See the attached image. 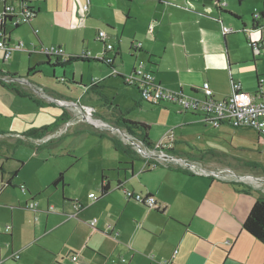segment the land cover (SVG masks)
<instances>
[{
  "label": "crops",
  "instance_id": "0c3cea01",
  "mask_svg": "<svg viewBox=\"0 0 264 264\" xmlns=\"http://www.w3.org/2000/svg\"><path fill=\"white\" fill-rule=\"evenodd\" d=\"M219 4H222L221 0H44L37 4L38 14L27 24L28 27L24 29L20 26L12 33L9 47L15 48L17 44L23 43L26 48L13 50L9 61L27 59V69H33L31 73L37 75L34 76L36 80H43L46 64L56 66L58 61L38 53V48L62 47L68 56H82L88 51L92 59H101L106 55L105 44L97 40V35L104 31L108 35V42L114 45L115 53L118 54L114 67L121 75L131 73L136 67L133 66L132 70L123 68L127 53L137 64L147 63L157 83L171 92L200 97L203 96V85L208 83L210 96L223 100L232 94V84L236 82L247 93L253 91L252 94L264 95V84H258L264 77L258 65L260 59L249 43L261 42V49L264 47L263 34L252 32L256 29L253 15L263 14L264 9L253 8L250 2L242 5L234 3L231 9L228 8L229 3L224 8ZM85 5H88V12L84 11ZM247 18H250V23ZM227 19L233 21L237 31L225 27ZM66 20H70L76 28L80 27L81 32L72 34L74 29L66 26ZM260 25H264V22ZM223 28L230 30V34L225 36ZM68 31L72 32L71 36ZM238 32L243 34L244 44L250 50L248 58L240 54L241 46L236 37ZM137 43L142 46L135 51L133 45ZM113 54L110 52L107 56ZM3 57L4 51L0 50V65L8 64L9 61L4 62ZM119 59L121 65L118 64ZM79 63L105 65L92 62L71 65ZM105 66L107 69L104 76L100 77L101 82L93 83L90 89L83 87L78 101L64 99V96L56 92L48 93L42 86L38 87L31 82L28 76L20 77L10 70L3 71L0 66V74L28 80H25L27 84L0 80V151L5 140L19 143L17 136L27 138L25 143L36 140L38 137L31 133L39 131V128L36 130L33 125L37 124L36 117L42 111L40 106L48 103L52 104L53 110L57 109L53 103L59 105L58 109H65L62 114H50L48 123L41 129L56 127L55 133H59L71 123L82 122L99 130H107L103 125L121 130L117 124H123L126 129L122 130L128 134L129 139L133 143L140 141L135 131H130L125 123L131 120H119L110 111L101 112L103 108L95 112L88 105L92 102V98H87L90 93L94 100L102 102L103 98L91 91L111 84L112 79L129 87L120 77L110 76L112 68ZM57 68H63V75L66 74L65 66H56L53 78H49L53 79L49 81L50 89H53L52 83L57 79ZM254 80L257 82L256 89L251 85ZM71 82L77 88L75 75ZM80 83L83 84L82 78ZM36 87L46 92L48 97L43 96L42 91L41 96H38L41 101L46 100L48 103L35 97L33 92L37 93ZM130 96L132 100L135 98ZM23 100L29 103L25 109L20 104ZM62 102L75 106L66 107ZM133 102L140 104L135 100ZM150 106L158 107L163 115L159 124L162 132L154 137V140L160 139L155 145L149 136L150 127L148 136L153 151L141 154L143 163H129L122 158L119 164L124 165L119 167L112 166V163L107 165L106 161L98 163L100 195L104 171L110 170L115 174L114 182L107 178L109 193L103 198L100 196L101 201L92 202L89 198L86 205L81 203L83 208L79 213L74 207L78 201L62 197L60 210L56 212L53 207L52 213L57 217L56 220L48 224L44 231L36 233L30 245L37 246L38 241H44L43 250L51 257V264H71L69 256L73 253L79 255L83 264H264V245L243 229L254 204L264 199V163L241 159V162L232 161L235 163L231 165L226 156L225 163L215 164L202 158V155L223 157L224 151L213 140L230 135H238L237 145L231 142L237 150L242 149L247 153L255 148L256 152H264V143L259 134L232 124L213 128L205 123L201 115L184 112L173 104ZM85 108L92 110L93 120L100 123L92 124L86 120ZM117 109L121 113L124 111L120 104H117ZM172 112L175 113L174 122L169 119ZM22 124L29 129L19 134L16 131L20 130ZM246 136L251 139H245ZM129 139L126 142L122 138L127 148L134 145ZM116 142L118 149H121L122 146ZM182 145L187 146L189 152L178 150V146ZM153 152L167 154L178 162L158 159L152 155ZM16 171L19 173L13 177ZM20 172V164L11 167L8 172L4 164L0 165V202L7 204L12 189H21L22 186L26 188L27 183L20 178ZM62 172L63 169H53L42 176L40 186L31 190L36 195L47 192ZM11 179L12 185L6 186ZM59 186L54 187V193H58ZM61 186H67L65 179ZM125 191L153 196L161 210L127 200ZM26 193L31 195L27 188ZM33 198L31 195L26 208L30 202H34ZM41 201L48 212L50 206H54L50 205L47 197ZM86 209H93L96 215L93 220H97L95 227L91 226L93 220L86 222L78 218ZM11 221L14 226L11 225L10 237L17 224L14 219Z\"/></svg>",
  "mask_w": 264,
  "mask_h": 264
},
{
  "label": "rangeland",
  "instance_id": "374dc122",
  "mask_svg": "<svg viewBox=\"0 0 264 264\" xmlns=\"http://www.w3.org/2000/svg\"><path fill=\"white\" fill-rule=\"evenodd\" d=\"M249 2V5H251L253 8L256 7L259 10L264 9V0H248L245 2V4H248ZM221 3H229V9L233 7L234 3L237 4L235 0H221ZM1 11L2 3L0 2V12ZM81 17L85 18V16L82 14ZM246 20L248 21V23L251 22L250 18H247ZM66 21V26L70 29H74L73 33L71 31H68V35H70V33L78 34L81 32V30L79 29L80 27L76 28V26L73 25L70 20ZM78 23L76 25H78ZM233 24V21L228 19L226 20V22H224L226 28H234L237 31L238 28L233 26ZM27 27V24L22 26V28L24 29ZM259 32L263 34L262 38L264 43V27L261 28ZM16 33L14 35H16ZM242 35V33L238 32L236 36L239 40L238 43L241 46L240 54L241 56L248 58L250 50H248V47H246V45L244 44L245 39H243ZM125 55L126 64L123 65V68L125 70H132L133 66L135 67L138 64L137 62H135V60H131L127 53ZM25 56L27 57L28 55ZM40 57L46 59L44 56ZM258 59H260L258 65H260L261 71L262 73H264V47ZM118 62V64L121 65L120 59L118 60ZM98 65L79 63L76 65L66 66L64 69L66 72L65 76L63 75L62 71L63 68H57V81L55 80V83H52L53 89H50L48 86L49 81L53 80L49 79L53 78V70H51L48 66H46V68L43 70V75H45L43 77V80H36L34 76L37 75L28 72L27 59L20 58L15 62H12L11 59L8 64H2L0 66L3 71L10 70L12 73L17 74L20 77L28 76L31 82H34L38 87L42 86L48 93L56 92L64 96V99H72L74 101H78L83 87L90 89L92 88L93 83L101 82L102 79L100 77L104 76L107 68L105 65ZM119 71L123 72L122 70ZM40 73L41 71L38 73V75H40ZM73 75H75V83L78 85L77 88L74 87V84H72L71 82ZM81 78L83 80L82 85L80 83ZM25 80L27 79L25 78ZM261 80V83L264 84V77H262ZM111 82V84L101 86L100 89L94 88L91 92H95L96 94L100 95L103 100L102 102L94 100V96L90 93L87 98H92V102L88 103V105H91V107L94 108L95 112H97V109L102 110V108L103 110L101 112L103 113L105 112V110L106 112L110 111L114 114L115 118L119 120L128 119L131 121L142 122L150 125V139L154 142L155 145H157L160 139L154 140V137L162 132L161 126L159 124L163 119V115L159 112V108L150 106L149 103L143 101L141 99L139 91L135 87H124L122 83H120L116 79H112ZM24 83L27 84L26 81L19 84ZM118 83H120L121 85H119ZM251 85L256 89V80L251 82ZM35 91L37 93L32 91L33 94L39 101H41L38 94L40 95V91H42V93L44 94H46V92L42 88L37 87ZM250 92V94H252L253 91ZM130 95L135 96V98H133L132 100ZM134 100L139 102L140 104H135L133 102ZM42 101L44 103H48L46 100ZM20 104L22 108H24L27 107L29 103H25L23 100ZM53 104L56 105L57 109L53 110L51 107L52 104L50 103L40 106L42 111L39 110L40 112L38 113V117H36L37 124L33 125L34 127H36V130L38 128L40 130V127L48 123L50 114H52L53 112L62 114V111L65 108L60 107L58 109L59 105L56 103ZM62 104L70 108L74 106V104H70L69 102H64ZM117 104L122 105V107L124 108L123 113L118 111ZM101 105H104L105 107H102ZM95 112L93 113V116L96 115ZM165 112L167 114L169 113L168 111ZM103 113L102 115L106 117ZM84 117L92 124L100 123L98 121H96L95 123V120H93L92 116L87 113H85ZM169 119L172 122L176 121L175 113H173ZM122 123L123 122H121V124ZM117 126L121 127L123 130L126 129H124L123 124H117ZM102 127H105V129L114 134L112 135L107 130H99L94 126L89 125L88 123L74 122L63 128L64 130L60 131L59 133H55L56 127H52L48 131L49 133H38L36 134L38 138L33 142H29L28 139L29 143H25L27 141V138H18L19 136H17V140H19V143L17 144H14L10 140H5L4 145L2 146L0 151V165L4 164L5 169L8 172L11 171V167L18 166L19 163L17 161L24 164L23 168H21L20 178L26 181L27 184L24 185L28 190H30L31 195L34 197V202L39 204V208L36 212L27 209L26 202L31 199V195L29 193L25 194V192L21 191V189L19 188H14L10 191L11 199H8L7 204L0 202V264H51V257L45 250H43L42 245L44 244V241H38L36 243L37 246L30 245V241H32V238L35 236V234L44 231L48 224L54 222L57 218L54 216V213H52L53 211H47L45 204H42L41 200L47 197L50 200V205H54L50 207H55L56 212L60 210L59 205L61 203L62 197L70 201H78V203L86 205L91 193L97 195L99 199L101 196L100 192L98 191V186L101 180L100 168L98 167V163L106 161L107 165L112 163V166L115 165L119 167L120 165H124L119 164L121 158L124 159L123 161L128 160L129 163H143V159L140 157L142 155L137 150L130 146L127 148L126 145H124L125 143L123 142L122 138L128 140L129 137L124 132H121L123 131L122 129L116 130L115 128H112L110 126L112 128L111 129L106 125H103ZM27 129L29 128H25L22 124L20 126V130L16 132L19 134L26 133L25 131H27ZM131 131H135V134L138 137L141 134L138 130ZM245 131L248 132V130ZM52 133L55 134L49 136ZM101 135L103 137H101ZM250 136H246L244 138L250 140ZM44 137L47 138L44 140ZM219 138L221 139H214L213 142L224 151V156L220 158V156L217 155H202V158L205 161H210L215 164H223V162H226L225 157L228 156L226 159H228L231 165H233L232 163L235 162H241V159L264 163V152L262 151L256 152L254 150L255 148H253V151L247 153H245L242 149L237 150V147H235L234 145H237L238 135H230L227 137L221 136ZM111 139L117 140L122 148L116 149ZM138 139L140 140V138ZM40 140L44 141L39 144L38 141ZM131 141L132 144L136 145L135 141L134 143L133 140ZM232 141L234 145L231 143ZM144 147L145 149H148V152L153 151L145 145ZM126 149L129 150V154L125 153ZM178 150L189 152V148L185 145L178 146ZM166 151L169 152V150ZM158 154H163L169 157L164 153ZM193 154L197 153L193 152ZM116 158H118V160H115ZM53 169H63L62 173L65 174L64 179L67 186L65 188H62V186L60 185L58 187L57 194L54 193V187H51V189L47 192H43L38 195L34 194L35 192H33V190L31 189H33V187L35 188L36 186H40L42 176H46ZM104 175L108 179L112 180L115 174L113 172H110V170H106L104 171ZM114 181L115 180L113 179L112 182ZM78 218L87 222L95 219L96 215L93 212V209H86L82 214H80ZM12 219H14L17 224L14 234L12 235V237H10V234H6L4 230L8 225L14 226L11 221Z\"/></svg>",
  "mask_w": 264,
  "mask_h": 264
},
{
  "label": "built area",
  "instance_id": "2783aa9c",
  "mask_svg": "<svg viewBox=\"0 0 264 264\" xmlns=\"http://www.w3.org/2000/svg\"><path fill=\"white\" fill-rule=\"evenodd\" d=\"M0 2L2 3V11L0 12V27L4 23L7 24V32L16 27L30 24L38 14V0H0ZM219 5L221 8H224L227 6V3ZM88 9V5H85L84 11L88 12ZM6 17L9 19H6ZM261 17V14L256 13L253 15V20H257L259 25ZM263 27L264 25H259L257 29H261ZM230 32V30L223 28V34L225 36L230 34ZM108 39L109 38L106 32H98L97 40L105 44L106 53L101 60L105 65L112 68L110 76L121 77L125 85L135 87L139 91L143 101L152 105L170 103L179 106L184 112L201 115L205 123L213 128H219L225 124H232L239 128L254 130L259 134L261 141L264 143V95H262V93H247L242 89V85L240 83L233 82L232 94L226 99L217 100L210 96L209 84L206 83L202 87L203 96H186L183 93L168 91L163 88V86L158 84L154 73L145 62H139L131 73L121 75L114 67L117 53H115L114 45L109 43ZM251 43L254 46L253 50L255 51V54L260 55L263 50L261 49V42ZM141 46V43H137L133 45V50H139ZM25 48L26 47L23 43L17 44L15 48H10L5 41L0 40V50L4 51V62L9 61L13 50H24ZM37 52L53 59L58 58L62 62H66L70 57L65 53L62 47L58 46H42L37 49ZM110 52H114V54L107 56V53ZM81 57L84 59H92V54L87 51L84 52ZM0 80L7 83L25 82V79H13L11 76L4 74H0ZM44 95L47 96L46 94H43V96ZM85 109L87 114H92V110L88 108ZM43 139L45 140L46 138ZM44 140L38 141L39 144ZM123 140L128 142L125 138H123ZM144 145L145 144H143V142L136 141V145H132V147L140 154H145L148 153V149H145ZM21 190L26 192V188L24 186L21 187ZM125 196L127 200L135 201L147 208L161 210V206L153 196L137 194L130 191H125ZM89 198L92 201H97L99 199L95 194H90ZM74 207L77 213H79L82 209V205L78 202L74 204ZM27 208L36 210L38 208V203L32 202L27 206ZM49 211H54V208L50 207ZM96 224L97 220H93L91 222L92 227H95ZM11 232L12 226L8 225L5 228V233L11 234ZM69 258L71 260V264H83L80 261L78 254H70ZM165 264L167 263L165 262Z\"/></svg>",
  "mask_w": 264,
  "mask_h": 264
},
{
  "label": "trees",
  "instance_id": "16d2710c",
  "mask_svg": "<svg viewBox=\"0 0 264 264\" xmlns=\"http://www.w3.org/2000/svg\"><path fill=\"white\" fill-rule=\"evenodd\" d=\"M42 1H44V0H38V3L42 2ZM128 1H130V0H128ZM236 1H237V4L242 5L248 0H236ZM261 15H262V17H264V13ZM6 19H9V18L6 17ZM6 28H7V24H5V23L0 27V40L5 41L9 45L8 42L10 40L12 33L16 29H18L19 27H16L9 32L6 31ZM249 43H250V46L252 48H254L253 44L251 42H249ZM117 55L118 54H116V57H117ZM256 56L259 57L260 55H256ZM47 58L50 59V57H47ZM56 60L58 61V64L56 65L57 67H61V66L66 67V66H69L73 63H78V62L103 63V61L101 59H84L81 56H70L66 62H62L58 58H56ZM28 72L29 73L33 72V69H29ZM258 84H259V86H261V82H259ZM94 85H95V83H94ZM125 123L128 124V126H129L128 129L130 131L131 130L140 131L141 134H140L139 138L147 147L151 148L152 144H151V142L149 140V136H148V133L150 131V126L148 124H145L142 122H131V121H125ZM51 128L52 127H46V128H43L39 131L33 132L31 134L34 136H36V134H38V133L45 134ZM121 132H123V131H121ZM101 137H103V136L101 135ZM111 140L113 141L115 147L118 149V145H117L116 140L115 139H111ZM125 153L129 154V150L126 149ZM19 164H20V169L23 168L24 164L22 162H19ZM18 173H19V171H16L13 174V177H16L18 175ZM64 176H65V174L61 173L59 175V177L56 179V181L52 184V187H56V186L61 185V184L64 185ZM11 181H12V179L10 181H8L6 186H11L12 185ZM109 191H110V186H109L108 179L105 175H102L101 198L106 196L109 193ZM82 208H83V206H82ZM243 229L249 235H251L252 237L257 239L259 242H261L264 245V199H260L254 204V206L252 207V209L249 213V216L247 217V219L243 225Z\"/></svg>",
  "mask_w": 264,
  "mask_h": 264
},
{
  "label": "bare ground",
  "instance_id": "6f19581e",
  "mask_svg": "<svg viewBox=\"0 0 264 264\" xmlns=\"http://www.w3.org/2000/svg\"><path fill=\"white\" fill-rule=\"evenodd\" d=\"M62 103H64V102H62ZM68 105H70V104H68ZM73 106V105H72ZM75 106V105H74ZM73 106V107H74ZM91 116V115H90ZM99 122V121H98ZM95 123H96V121H95ZM110 127V126H109ZM111 128V127H110ZM113 128V127H112ZM111 128V129H112ZM116 130H117V128H115ZM152 155L153 156H155L156 158H158V159H161V160H164V161H168V162H178L177 160H175L174 158H170V157H167V156H165V155H163V154H161V155H159L158 153H152Z\"/></svg>",
  "mask_w": 264,
  "mask_h": 264
},
{
  "label": "water",
  "instance_id": "95a60500",
  "mask_svg": "<svg viewBox=\"0 0 264 264\" xmlns=\"http://www.w3.org/2000/svg\"><path fill=\"white\" fill-rule=\"evenodd\" d=\"M264 22V17H261V19H260V23H263ZM255 26V25H254ZM260 29H253L252 30V32H257V31H259ZM46 66H48L51 70H53L52 71V73H53V75L55 74L54 73V71H55V69H56V66H53V65H50L49 63L48 64H46Z\"/></svg>",
  "mask_w": 264,
  "mask_h": 264
},
{
  "label": "flooded vegetation",
  "instance_id": "af4514ba",
  "mask_svg": "<svg viewBox=\"0 0 264 264\" xmlns=\"http://www.w3.org/2000/svg\"><path fill=\"white\" fill-rule=\"evenodd\" d=\"M253 23H254V25H255L254 28H257V27L260 25V24L258 25L259 22H258L257 20H253ZM49 64H50V65H53V64H51V63H49Z\"/></svg>",
  "mask_w": 264,
  "mask_h": 264
}]
</instances>
